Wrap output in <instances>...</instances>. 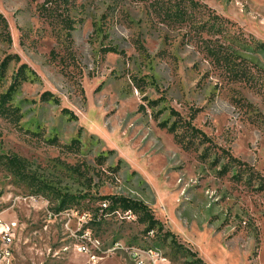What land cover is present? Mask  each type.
<instances>
[{"label": "rangeland", "instance_id": "374dc122", "mask_svg": "<svg viewBox=\"0 0 264 264\" xmlns=\"http://www.w3.org/2000/svg\"><path fill=\"white\" fill-rule=\"evenodd\" d=\"M39 1L0 0L12 39L0 40V60L6 53L20 56V62L10 61L0 92L21 61L38 76L22 82L11 101L22 114L17 123L0 116V155L25 158L26 170L48 186L37 190L0 157V222L12 220L9 264H90L98 248L88 247V255L75 248L82 229L100 248L111 245L92 264H136L130 249L115 242L151 248L149 253L165 264H185L187 257L172 254L167 241L145 239L143 223L108 215L97 227L89 224L81 213L107 193L142 200L164 228L208 264H264V189L232 179L231 171L221 174L223 159L212 157L213 147L227 149L264 174V88L226 81L186 41V28H166L146 2L120 0L102 18L110 0H73L69 17L81 22L66 38L58 21L47 22L39 13ZM199 1L264 41V0ZM107 44L122 53H101ZM252 57L264 69V52ZM42 90L57 102L40 100ZM158 96L162 100L155 107L145 103ZM161 105L184 118L192 114L191 122L213 144L210 156H199L200 145L183 149L158 126L167 115L158 112ZM61 107L76 118H67ZM77 127L80 146L66 151L61 144ZM51 135L58 143L45 140ZM108 148L112 151L97 161L96 154ZM57 189L76 196L74 207L54 211Z\"/></svg>", "mask_w": 264, "mask_h": 264}, {"label": "trees", "instance_id": "16d2710c", "mask_svg": "<svg viewBox=\"0 0 264 264\" xmlns=\"http://www.w3.org/2000/svg\"><path fill=\"white\" fill-rule=\"evenodd\" d=\"M120 0H110L105 10L101 14L103 18L107 14L112 13ZM146 2L152 15L158 19L166 28H186V41H191L198 51L202 52L204 57L210 63L211 67L216 69L219 74L230 82H244L252 89L264 88V69L256 62L253 57L256 53L264 52V41L256 38L251 33L244 31L238 24L219 14L215 9L210 7L205 1L199 0H129ZM39 13L52 23L53 20L58 21L65 28V37L70 36V31L75 27L74 23L81 22L80 18L69 17L68 11L73 6V0H40L38 3ZM97 27L94 23V29ZM0 40L11 42L9 24L6 17L0 12ZM135 47L139 52H144L143 46L137 41ZM101 53L113 52L121 54L122 50L115 45H104L100 47ZM20 62V56L16 53H6L0 60V82L6 75V70L11 60ZM37 74L29 67L25 61H21L14 70L11 80L4 92H0V116L17 123L22 116L20 108L13 105L11 101L19 90L18 88L24 81H33L37 79ZM40 100H50L57 102V97L49 90H42L39 93ZM162 100L161 96L155 99H146L145 103L151 108L159 104ZM142 105V104H140ZM162 109L158 112L166 110L167 115L157 122L158 126L164 127L165 130L172 134L174 140L179 143L183 149L202 146L200 157L207 158L211 155V147L213 144L208 135L191 122L192 114L188 118L181 117L178 112L170 106L161 105ZM60 112L67 118H76V114L67 107H61ZM171 118V119H170ZM80 131L77 127L75 133L70 137L67 143L61 144L66 151L77 150L80 146ZM45 140L50 144L58 143L55 135L46 137ZM213 158L216 162L223 159L220 164L219 172L222 174L231 171V178L240 181L241 179L250 185H254L256 190L264 189V174H260L253 170L246 162L239 160L233 156L227 149L213 147ZM106 149L104 153H97L95 159L102 162L104 155L111 152ZM1 157V162L8 168L12 174L19 179L33 183L40 191V187H46V184L39 182L31 173L26 170V159L16 154H7ZM121 159H118L120 162ZM37 184V185H36ZM40 186V187H39ZM56 199L54 211L74 207L76 196L67 192H61L58 189L53 190ZM97 201L91 208H84L89 214L87 222L96 227L105 219V216L112 215V211L116 208L121 210H132L135 214V221L143 223V237L148 239L150 236L157 237L156 241L165 242L170 252L174 255L177 252L187 257L185 264H208L204 262L194 250H190L188 246H184L177 240V236L169 229L163 227L161 220H157L151 214L147 204L142 200L122 196L119 194L98 195ZM101 201L106 202V207L99 205ZM84 210V211H85ZM153 230L151 235H147V230ZM81 231V230H80ZM112 242V241H111ZM131 245L132 243L126 242ZM158 249L155 245H146ZM163 253V252H162ZM168 260L169 256L163 253Z\"/></svg>", "mask_w": 264, "mask_h": 264}, {"label": "built area", "instance_id": "2783aa9c", "mask_svg": "<svg viewBox=\"0 0 264 264\" xmlns=\"http://www.w3.org/2000/svg\"><path fill=\"white\" fill-rule=\"evenodd\" d=\"M102 207H106V202L101 201L99 203ZM81 216H87L88 213L86 211H83L81 213ZM112 216L115 218H125L128 217L131 220H135V213L131 210H121L119 208H116V213H112ZM11 221L8 222H0V237L2 241V246H0V264H9L11 261L12 256V241H10V228H11ZM147 233H149V229L147 230ZM80 241L75 244L76 249H83V254L88 255V247L95 246L98 248V255H92L89 256V263L92 264L96 262L97 260L101 259L103 257V254L105 252L110 251V246L106 248H100L99 247V241L96 238H90L88 235L87 230H81L78 235ZM113 244H121V249H130L131 254V262H136L137 264H145V263H152V264H165V261L163 258H159V255L150 254L149 251L146 248H140L136 245H122L121 242H115Z\"/></svg>", "mask_w": 264, "mask_h": 264}, {"label": "bare ground", "instance_id": "6f19581e", "mask_svg": "<svg viewBox=\"0 0 264 264\" xmlns=\"http://www.w3.org/2000/svg\"><path fill=\"white\" fill-rule=\"evenodd\" d=\"M132 211V210H131ZM153 231V230H152ZM10 241H11V237H10ZM148 250L152 251L151 248H149ZM137 264V263H136Z\"/></svg>", "mask_w": 264, "mask_h": 264}]
</instances>
